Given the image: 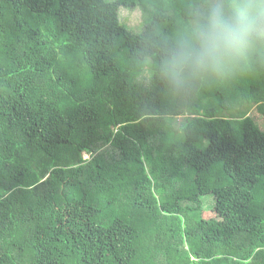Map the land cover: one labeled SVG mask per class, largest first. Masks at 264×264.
<instances>
[{
	"label": "trees",
	"instance_id": "trees-1",
	"mask_svg": "<svg viewBox=\"0 0 264 264\" xmlns=\"http://www.w3.org/2000/svg\"><path fill=\"white\" fill-rule=\"evenodd\" d=\"M163 3L0 0V264H264V78L205 93L169 141L124 66Z\"/></svg>",
	"mask_w": 264,
	"mask_h": 264
},
{
	"label": "clouds",
	"instance_id": "clouds-1",
	"mask_svg": "<svg viewBox=\"0 0 264 264\" xmlns=\"http://www.w3.org/2000/svg\"><path fill=\"white\" fill-rule=\"evenodd\" d=\"M148 15L173 23L153 24L124 66L137 89L159 88L168 108L153 119L169 141L186 138L205 93L264 78V0H164Z\"/></svg>",
	"mask_w": 264,
	"mask_h": 264
},
{
	"label": "rangeland",
	"instance_id": "rangeland-1",
	"mask_svg": "<svg viewBox=\"0 0 264 264\" xmlns=\"http://www.w3.org/2000/svg\"><path fill=\"white\" fill-rule=\"evenodd\" d=\"M112 1V0H110ZM119 19L121 24L127 27L130 31H141L143 29L142 23V13L139 7L126 9L120 8L119 11ZM209 107H213L217 105V101L215 99H207L205 102ZM242 111V108L239 106H234L233 112L235 114ZM249 116L255 121L260 130L264 131V119L263 116L252 109ZM83 158L86 159L87 155L83 154ZM214 204V198L211 195L203 196V206L208 209Z\"/></svg>",
	"mask_w": 264,
	"mask_h": 264
}]
</instances>
